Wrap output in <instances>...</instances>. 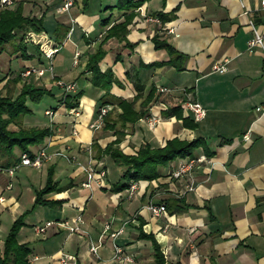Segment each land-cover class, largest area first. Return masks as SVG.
Segmentation results:
<instances>
[{
  "label": "crops",
  "instance_id": "0c3cea01",
  "mask_svg": "<svg viewBox=\"0 0 264 264\" xmlns=\"http://www.w3.org/2000/svg\"><path fill=\"white\" fill-rule=\"evenodd\" d=\"M113 1L106 0L103 6ZM17 2L24 13L67 15L71 29L57 50L66 44L71 52L77 50L78 54L77 61H71L70 67H61L60 71L82 92L76 115L57 105L56 100L43 107L45 121L30 124H47L44 108H52V131L46 147L62 149L68 159L54 154L42 165L34 166L19 162L17 146L0 150V241L11 220L32 205L33 189L43 184L46 168L51 165L53 178L62 187L44 196L63 200L57 206L33 203L16 233L17 240L26 241L31 247L28 254L31 264H58L61 251L74 252L78 264H154L149 239L136 236L140 218L141 228L153 233L166 264H264V54L259 45L247 44L251 24L260 31L264 44V6L260 1L143 0L133 9L127 24L126 37L134 44L122 45L123 41L115 36L103 42L105 51L98 59V66L101 69L109 66L117 78L110 84L111 92L130 97L136 91L132 82L135 75L143 83L144 92L151 83L159 91L149 101L146 114L123 127L124 133L118 141L122 150L132 152L142 140L161 145L172 135L189 138L200 134L204 138V146L195 147L194 153L203 152L205 158L194 162L188 174L167 175L175 157L160 167L158 176L138 179L130 195L125 188H104L119 176L120 167L109 154L96 156L92 147L85 148L90 140L102 146L114 137L112 129L102 127V122L94 128L89 126L96 117V100L102 89L87 78V52L98 43L109 23L122 19L130 8L102 6L100 12H87L77 7L64 11L58 9L59 0H13L10 6ZM49 3L55 4V8ZM46 4L49 7L43 10ZM175 4L174 14L168 19L158 22L148 17L154 15V10L167 11ZM106 15V23L97 22ZM75 26L79 28L77 40L69 37ZM154 31L185 54L182 68L176 69L165 62L138 64L167 57L163 47L153 46L150 35ZM11 48L15 45L11 44ZM115 51L119 52V58H114ZM223 57H227L226 68L213 70L212 62ZM30 63L36 62L30 57L15 70L7 66L0 77L2 92L13 94L23 79L44 84L38 81L42 80V74L19 73ZM60 71H55L57 76H62ZM16 73L20 77L13 80ZM49 80L53 79L49 77ZM160 84L166 89L158 90L156 86ZM85 89L88 90L84 92ZM58 94L53 92L52 96L57 98ZM188 97L198 100L205 110L202 118L193 119L194 125L182 123L180 115L163 113L171 104L178 103L180 114L190 117L191 112L182 105V100ZM148 114L158 116L153 125L146 122ZM44 141L45 136L29 148L33 150ZM94 161L105 166L103 183L91 181L82 185L84 172L80 164ZM15 162L12 172H7L6 166ZM110 162L116 164L112 176H109ZM56 170L67 171L63 181L55 177ZM188 179L193 185L189 189L184 184ZM166 198H178L179 204L187 205L180 210L168 206L158 214L145 206L148 201L163 202ZM77 213L83 217L81 226L85 233L68 231L56 224L47 225L42 231L35 229L36 224L46 219L71 218ZM104 220H109L111 229L122 227L114 240L132 255L131 260L120 261L113 256L108 232L103 233L95 253L88 249V238L95 240Z\"/></svg>",
  "mask_w": 264,
  "mask_h": 264
},
{
  "label": "trees",
  "instance_id": "16d2710c",
  "mask_svg": "<svg viewBox=\"0 0 264 264\" xmlns=\"http://www.w3.org/2000/svg\"><path fill=\"white\" fill-rule=\"evenodd\" d=\"M143 0H114L112 3H107L106 7L130 8L124 12L123 18L117 21H112L103 30V33L98 43L87 52L85 67L88 70L87 78L89 81L102 89L96 100L95 113L98 111V106L105 102L112 103V107L107 109L102 114V127L112 129L114 137L106 141L102 146L90 140L93 154L100 156L103 153L109 154L112 160L119 165V176L110 182L107 188L109 190H118L126 187L132 179H150L151 177L161 174L160 167L175 157H184L195 154L194 149L198 145L204 146V138L200 134H195L189 138L178 137L172 135L166 137L161 145H150L146 140H142L132 152L122 150L118 141L124 133L123 127L135 121L139 116L146 114L149 101L155 99L159 91L155 89L154 84H150L146 91H143V83L138 76L132 77V82L135 87V92L130 97H122L116 95L109 90L110 84L117 78L113 75L109 66L103 69L98 66V59L102 56L105 49L103 42L110 36H115L118 40H122V45L132 46L134 42L129 41L126 37L127 24L133 15V9L137 7ZM86 0H81V7ZM177 7V4L172 6L167 11L160 9L154 10L153 14L158 16L160 20L170 18ZM108 21V16H102L98 22L104 24ZM27 28L43 29L51 33L54 41L59 44L65 36L69 24H64L59 20H55V24L47 27L43 21V13L29 14L23 13L21 5L17 2L12 6H0V48L2 44L12 37H16L14 42L15 49L18 50V55L23 58H33L36 63L45 64V59L41 55L39 48L35 43L22 39L23 32ZM150 39L154 47H163L167 52V57L164 59H154L146 62H138L143 65H154L160 63H169L176 69L182 68V61L185 57L183 52L178 51L164 36H161L158 31H154L150 35ZM31 47V49H28ZM119 52L115 51L114 58H119ZM25 66V65H24ZM127 72V70H125ZM20 73V71H19ZM19 73L13 76V80L20 77ZM82 92L81 88L75 87L73 90L65 92L63 95L60 91L56 100L57 105L63 103L65 106L75 105L78 103V97ZM50 86L42 83H36L23 79L17 91L12 94L11 91L0 92V150H6L12 146H17L19 150L31 151L29 144L37 143L45 135L51 133L52 127L50 124L42 125H19L16 128L7 126L8 122L12 121L20 113L31 110L26 102V99L31 101L38 100L43 94H52ZM56 107V104L53 108ZM163 113H172L181 116L182 123L194 125L195 121L188 115L180 114L178 103L171 104ZM61 185H57V181L53 178V169L49 165L46 168L44 182L41 186L33 189V203H43L51 205H59L63 198L45 197L44 194L48 191L59 189ZM171 200V201H170ZM178 198H169L163 201L164 206L172 210H180L187 204L177 201ZM173 201H177L172 203ZM170 202V203H169ZM31 205V206H32ZM31 206L25 208L18 213L10 222L6 233L0 241V264H31L28 258L30 245L26 241H19L16 238V233L19 226L22 224L23 215L31 209ZM142 219L137 223V237L148 238L152 248V260L154 264H166L163 253L156 241L153 233L145 231L141 228ZM183 264V263H178Z\"/></svg>",
  "mask_w": 264,
  "mask_h": 264
},
{
  "label": "built area",
  "instance_id": "2783aa9c",
  "mask_svg": "<svg viewBox=\"0 0 264 264\" xmlns=\"http://www.w3.org/2000/svg\"><path fill=\"white\" fill-rule=\"evenodd\" d=\"M260 4L264 6V0H259ZM13 0H0V6L4 5H10L12 4ZM73 3V0H59L58 9L66 11L69 6ZM149 18H152L158 22H160V19L156 15H150ZM71 29V24L69 25V28L67 31ZM28 37L27 39L30 42L37 43L38 48L40 50L41 55L45 59V64H27L23 66L20 69V74L27 75L29 73H35V74H43V72L47 69H50L49 64L46 63L47 59L55 52L58 48V44L52 40L46 33L45 30L39 29V30H33V31H27ZM247 44L248 45H259L262 49V52L264 54V44L262 41V36L260 31L256 28L255 25L251 24V34L247 38ZM78 52L77 50H74L73 52V61H75V58L77 56ZM226 61L227 57H223L221 59H217L212 62L211 68L213 70L217 71H223L226 68ZM56 83L61 86L62 88V95L69 91L73 90L76 85L73 80H61L60 78L56 79ZM156 88L158 90H164L166 89V86L160 84L157 85ZM63 108L66 109L67 112L72 113L76 115L78 113V103L75 105L65 106L62 102L59 103ZM182 105L188 109L191 112L192 119L198 120L204 116V107L203 105L198 101L191 98H185L182 100ZM112 106V103L105 102L103 104H100L98 106V111L96 113V117L89 122V126L91 127H97L102 122V114ZM44 113L48 115V124L51 126V115L53 113V109L50 107L44 108ZM146 122L148 125H153L154 122L158 119V116L155 114H148L145 116ZM74 132V129H72ZM49 134L45 135L44 143H42L37 148L31 150L30 152L27 150H21L19 152V162L20 163H27L32 164L34 166H40L44 162V160L49 159L52 155L58 154L65 158H69L68 154L64 152L60 148L55 149H48L46 147L47 140L49 138ZM85 148L87 150H90V141L87 142L85 145ZM205 158V155L203 152H199L197 154H191L184 157H178L175 162L170 165L168 168L167 174L170 176H178L181 174H188L190 168L196 161H201ZM17 164L15 162L12 165L6 166L7 172L11 173L13 170V167ZM81 169L84 172V177L80 181L82 185H89L91 181L96 182L97 184L103 183L104 175H105V166L102 165L101 161H94V162H88L86 164H80ZM138 183V179H132L129 181L128 185L125 188L126 194L130 195L133 190L136 188ZM185 188L189 189L192 188V180L188 179L185 183ZM2 199V196L0 195V200ZM145 206L151 211L153 214H158L161 211L165 209L163 202H154V201H148L145 203ZM83 222V217L80 213L75 214L71 218L62 217V218H54V219H46L40 224L35 225V229L37 231L44 230L45 226L56 224L59 226L64 227L68 231H77L81 233H85L86 230L81 226V223ZM122 227H116V228H110L109 220H104L102 223V228L100 229V232L98 233L97 237L94 239L88 238V249L92 252H96L97 246L101 243V239L104 232H108V235L111 238V244H112V254L113 256L120 260H131L132 255L130 253L124 252L121 245L118 244L114 237L121 231ZM108 230V231H107ZM58 264H78L76 254L74 252L70 251H61L58 255Z\"/></svg>",
  "mask_w": 264,
  "mask_h": 264
},
{
  "label": "rangeland",
  "instance_id": "374dc122",
  "mask_svg": "<svg viewBox=\"0 0 264 264\" xmlns=\"http://www.w3.org/2000/svg\"><path fill=\"white\" fill-rule=\"evenodd\" d=\"M106 0H86V2L83 4V6L81 7V0H73V6L69 7V10H72L73 8H84L87 12L89 11H98L100 12V8H102V6L104 5ZM42 3L39 4V9H41ZM11 5V4H10ZM8 5V6H10ZM53 7L51 8H55V4H50ZM48 4L45 5V7H43V10H45V8L49 7ZM24 13V12H23ZM55 20H59L61 22H63L64 24H69L71 23L69 21V18L67 17V15H62L61 13L57 12V14H51L50 12H48V15L45 16L43 15V21L45 23V25L47 27H51L55 24ZM98 22V21H97ZM74 24V22H73ZM72 25V24H71ZM79 29V28H78ZM76 28V26L74 27V29L71 31L69 37L77 40V36L79 33V30ZM33 31L35 29L33 28H27L22 35V39L25 41H28L27 39H25L26 37H28L29 35H27V31ZM39 30V29H37ZM46 31V30H45ZM47 35L54 40V37L51 33H49L48 31H46ZM16 41V37H12L10 38L8 41L4 42L2 44V47L0 48V77H2V75L7 71V66L9 67V69L15 70L20 62H25L26 58L21 57L20 55H18V50H16L15 48H11V44H14V42ZM33 43V42H32ZM37 45V43H35ZM38 47V45H37ZM59 47V46H58ZM28 49H31V47H29ZM10 58V62L9 64L7 63V58ZM28 61V60H27ZM71 61H73V52H71V50L67 47L66 44H64L63 46H61L59 48V50H57L56 52H53V54L47 59L46 63L49 64L50 69H47L43 72V74L41 75V79L42 80H38L39 82H43L44 85L46 86H50L51 90L54 93H60V91H62V88L60 85H58L56 83V79L60 78L61 80L67 81V77L66 74H62L61 67L62 68H67L71 66ZM75 61H77V56L75 58ZM73 61V62H75ZM55 71H60V73L62 74V76H57ZM22 75V74H21ZM49 77H51L53 80L50 81ZM89 91L88 93H90V87L88 88ZM88 89H85L84 92H86ZM0 92H2V90L0 89ZM15 92H13L14 94ZM56 101V97H53L52 94H43L38 100L35 101H31L29 99H26V102L28 103V105L30 106L31 110L28 112H24V113H20L18 114L16 117H14V119L10 122H8L7 126L10 128H16L19 125H30L31 123H41L43 121H45V115L43 114V107L45 105L48 104H54V102ZM112 107V106H111ZM109 107V108H111ZM108 108V109H109ZM34 125V124H32ZM36 143L33 144H29V146H33ZM15 147V145L13 146V148ZM173 159V158H172ZM110 172H109V176H112L114 174L113 171V167L115 168L116 164L111 163L110 162ZM69 169V168H68ZM67 171H57L55 172V177H57L60 181L64 180V175ZM168 176H170L169 174H167Z\"/></svg>",
  "mask_w": 264,
  "mask_h": 264
}]
</instances>
